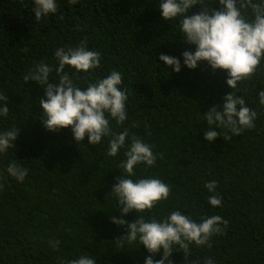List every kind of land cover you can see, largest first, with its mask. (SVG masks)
<instances>
[{"label": "trees", "instance_id": "trees-1", "mask_svg": "<svg viewBox=\"0 0 264 264\" xmlns=\"http://www.w3.org/2000/svg\"><path fill=\"white\" fill-rule=\"evenodd\" d=\"M55 2L56 13L37 22L34 0H0V94L9 108L0 116V134L19 131L14 146L0 154V264H69L85 256L96 264H145L150 254L139 239L116 243L128 228L112 218L132 223L143 215L162 221L172 211L195 222L218 215L227 227L221 225L223 233L214 235L210 246L190 245L187 258L173 246L171 264H205L209 258L214 264H264V106L259 103L264 60L251 79L231 90L226 72L213 71L206 62L194 70L184 66L182 53L195 46L183 43L180 18H162L160 0ZM207 2L210 10H219L218 0ZM200 10L198 5L189 14ZM81 42L99 51L101 60L88 73L65 67L76 86L86 89L113 70L122 74L127 119L122 125L109 120L113 133L127 130L129 137L116 157L108 155L111 137L90 145L87 136L76 143L70 128L46 130L39 99L47 85L24 81L44 63L52 68L49 83L58 86L55 50ZM161 54L179 58L181 71L164 65ZM231 91L256 111L255 127L239 136L213 127L219 136L208 142L205 116L213 107L222 110ZM132 136L150 145L158 159L151 167L137 165L128 178L160 179L170 195L150 212L124 215L111 191L126 176L120 164ZM12 162L27 169L22 183L6 171ZM212 181L222 201L218 207L208 203L213 193L205 185ZM55 241L59 245L53 248Z\"/></svg>", "mask_w": 264, "mask_h": 264}, {"label": "clouds", "instance_id": "clouds-1", "mask_svg": "<svg viewBox=\"0 0 264 264\" xmlns=\"http://www.w3.org/2000/svg\"><path fill=\"white\" fill-rule=\"evenodd\" d=\"M75 5L78 0H69ZM216 2V0H214ZM212 2V3H214ZM207 0H160L158 4L161 16L165 21L179 19V30L183 43L194 45L195 51L182 53L184 66L196 69L199 62H206L213 71L221 70L227 73L226 84L231 89H237L240 82L252 78L264 60V0H218L219 10H210ZM201 10L190 15L196 6ZM57 11L55 0H34V16L39 22ZM26 50V49H25ZM55 58L58 62L56 73L59 76L58 86L49 83L52 68L44 63L38 64L24 81L37 82L45 88V98L40 100L42 109V124L46 130L57 132L61 129H71L74 141L82 142L87 136L90 145H98L102 138L111 137L108 145V155L116 157L125 146L129 137L127 130L122 133H113L110 120L122 125L127 119L126 90H121L122 74L113 70L107 77L89 83L86 89H81L73 83L69 75L64 74L66 66L77 73H88L100 66L101 54L99 51L89 50L84 42L76 48L56 49ZM160 61L174 72L181 71L180 59L161 54ZM8 98L0 94V116H7ZM259 103L264 106V90L259 92ZM257 113L245 105V100L234 91L224 97L222 110L213 107L205 116L209 130L204 139L214 141L218 131L223 127L239 136L245 129L255 127ZM19 131L17 128L0 134V154L14 146ZM227 139V137H225ZM126 159L121 162L120 168L126 176H120L113 186L111 194L121 205V213H144L151 211L157 204L166 201L170 195L167 184L157 178H143L134 182L128 178L135 175L134 168L144 164L153 166L158 156L151 146L132 136L128 150L124 153ZM162 158V157H160ZM7 173L18 182H23L27 169L20 167L16 162L10 163ZM210 193L208 203L213 207L221 205V198L215 194L216 182L205 185ZM135 222L128 223L124 219L112 218V223L118 226L127 225L128 232L116 240L118 245L133 244L139 239L140 244L150 254L145 264H171L173 246H178L185 254L190 255V245L197 247L209 245L210 239L216 234H222L221 225L227 227V221L220 216H212L195 222L180 211H172L162 221L155 218L145 220L143 215L138 216ZM59 241L53 243L58 247ZM162 252V258L154 260L152 257ZM69 264H96L90 256L72 260ZM195 264V262H193ZM205 264H214L209 258Z\"/></svg>", "mask_w": 264, "mask_h": 264}]
</instances>
